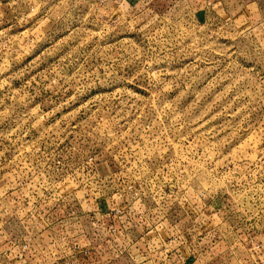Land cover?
<instances>
[{
	"label": "rangeland",
	"instance_id": "1",
	"mask_svg": "<svg viewBox=\"0 0 264 264\" xmlns=\"http://www.w3.org/2000/svg\"><path fill=\"white\" fill-rule=\"evenodd\" d=\"M0 264H264V0H0Z\"/></svg>",
	"mask_w": 264,
	"mask_h": 264
}]
</instances>
